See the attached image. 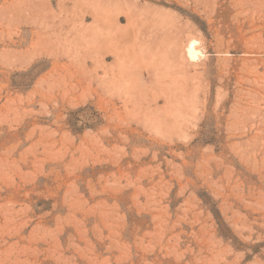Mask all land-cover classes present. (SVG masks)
<instances>
[{
    "label": "rangeland",
    "instance_id": "rangeland-1",
    "mask_svg": "<svg viewBox=\"0 0 264 264\" xmlns=\"http://www.w3.org/2000/svg\"><path fill=\"white\" fill-rule=\"evenodd\" d=\"M0 264H264V0H0Z\"/></svg>",
    "mask_w": 264,
    "mask_h": 264
},
{
    "label": "bare ground",
    "instance_id": "bare-ground-1",
    "mask_svg": "<svg viewBox=\"0 0 264 264\" xmlns=\"http://www.w3.org/2000/svg\"><path fill=\"white\" fill-rule=\"evenodd\" d=\"M196 44H198V43H196ZM195 44V45H196ZM194 45V43L192 42V44L189 46V51H188V53H189V55L192 57V58H196V57H198L199 56V52L200 51H198V49L196 48V46Z\"/></svg>",
    "mask_w": 264,
    "mask_h": 264
}]
</instances>
